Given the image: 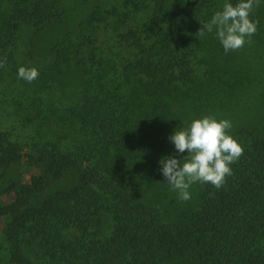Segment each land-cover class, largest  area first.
I'll use <instances>...</instances> for the list:
<instances>
[{
    "label": "trees",
    "instance_id": "obj_1",
    "mask_svg": "<svg viewBox=\"0 0 264 264\" xmlns=\"http://www.w3.org/2000/svg\"><path fill=\"white\" fill-rule=\"evenodd\" d=\"M67 1L0 7V59L51 125L26 153L38 173L0 201V264H264L263 122L229 132L244 151L220 189L195 183L182 201L160 170L162 157L187 155L168 139L175 130L234 100L242 70L228 74L215 28L196 34L225 0H85L75 30L40 45ZM22 50L21 66L39 71L30 83L18 78ZM23 154L0 131V175Z\"/></svg>",
    "mask_w": 264,
    "mask_h": 264
},
{
    "label": "rangeland",
    "instance_id": "obj_2",
    "mask_svg": "<svg viewBox=\"0 0 264 264\" xmlns=\"http://www.w3.org/2000/svg\"><path fill=\"white\" fill-rule=\"evenodd\" d=\"M97 2V0H93ZM85 0H68L66 6V14L63 17V22L59 23L58 27L51 26L42 32L41 41L45 45L48 38L55 37L70 29L75 30L70 24L71 18H77L85 12V7L82 5ZM6 0H0V7H3ZM255 21H258L257 31L251 37V44H245L243 48L236 51L225 53L223 46L224 57L230 64L228 74H233L234 70H242L239 76L241 80L235 85V95L233 102L228 101L226 105L215 111L213 116L217 119H228L234 126H240L248 122L261 125L264 119V0H261L259 7L254 8ZM22 32L29 31L22 28ZM215 40L219 39L213 34ZM37 47V46H36ZM34 55L38 53L34 50ZM16 65L21 66L22 62L30 63L29 59L25 61L23 50L14 55ZM32 59V58H30ZM23 64V63H22ZM238 76V77H239ZM22 85L10 78L9 69L5 65L0 68V131L8 134L12 141H16L22 146L24 154L18 162L13 163L3 175H0V201L7 202L12 199L13 192L6 191V188L13 182H28L31 175L38 173V167L35 164L29 163L28 153L38 152V140H48V132L50 126L42 120L41 113L35 111V106L30 104V97L25 94L28 99L24 98ZM224 104V103H222ZM60 134H63L61 132ZM76 173H74V176ZM72 173L63 176L60 181L50 184L48 193H52L61 188L68 186ZM72 177V179L74 178ZM162 181L167 182L165 178ZM176 196L179 195L175 191ZM171 198V197H170ZM162 204L164 202L162 201ZM182 205V203H180ZM181 207V206H178ZM9 217L0 215V250L4 251L8 248L7 240V223ZM7 264V263H6Z\"/></svg>",
    "mask_w": 264,
    "mask_h": 264
},
{
    "label": "clouds",
    "instance_id": "obj_3",
    "mask_svg": "<svg viewBox=\"0 0 264 264\" xmlns=\"http://www.w3.org/2000/svg\"><path fill=\"white\" fill-rule=\"evenodd\" d=\"M261 0H239L233 5L225 0L222 10L216 11L196 33L198 36L216 30L225 53L236 51L251 44V37L256 33L258 21L251 19L254 8L259 7ZM6 63V57L0 59V68ZM39 76L35 67L21 66L18 78L32 82ZM232 123L228 119H217L213 115L196 118L180 130L169 136L177 153L187 155L178 159L176 156L162 157L161 172L166 184L178 191L179 199H191L189 188L195 184H211L220 189L226 178L233 174L231 165L243 155V146L229 134Z\"/></svg>",
    "mask_w": 264,
    "mask_h": 264
}]
</instances>
